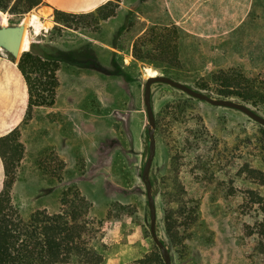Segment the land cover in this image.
I'll list each match as a JSON object with an SVG mask.
<instances>
[{"label":"rangeland","instance_id":"374dc122","mask_svg":"<svg viewBox=\"0 0 264 264\" xmlns=\"http://www.w3.org/2000/svg\"><path fill=\"white\" fill-rule=\"evenodd\" d=\"M125 4L138 14L81 30L38 7L25 15L0 10V28L25 27L22 52L34 43L60 65L56 104L34 108L29 118L24 110L26 152L12 204L28 220L36 211L59 213L63 194L73 199L78 191L91 204L90 241L105 264H165L142 180L150 141L146 80L150 72L163 75L214 99H224L209 89L219 73L264 84V0ZM173 20L179 25L166 41L168 56L150 43L147 62L130 57L141 29L162 33ZM22 52L16 59L0 48L18 65ZM152 104L157 152L149 178L157 232L173 264H264V126L164 84L152 87ZM246 105L264 117V104ZM179 204L183 214L175 213Z\"/></svg>","mask_w":264,"mask_h":264},{"label":"trees","instance_id":"16d2710c","mask_svg":"<svg viewBox=\"0 0 264 264\" xmlns=\"http://www.w3.org/2000/svg\"><path fill=\"white\" fill-rule=\"evenodd\" d=\"M41 4L42 0H0V10L11 15H25ZM117 10L115 0L90 14L76 15L56 10L55 22L75 30L93 29L115 17ZM160 30L162 33L158 28L149 29L135 42L133 56L136 60L147 62L150 59V43H156L157 50L168 56L166 41L171 36L169 33H177V30ZM174 56L173 59L178 61L177 55ZM55 58L37 49L33 43L31 50L20 59L18 67L28 87L27 118L34 108H50L56 104L60 65ZM212 83L210 93L221 98H235L255 107L264 104V84L258 80L248 79L239 73H219L212 77ZM25 152L19 129L0 138L3 173L0 186V264H105L104 254L90 241L92 229L88 221L91 204L78 191L73 199L63 194L61 210L57 214L42 210L33 213L28 220L20 216L12 204V191ZM175 213L183 214L181 204L176 206ZM261 233L264 235V228ZM258 252L264 256L263 238ZM140 263H145V260Z\"/></svg>","mask_w":264,"mask_h":264},{"label":"crops","instance_id":"0c3cea01","mask_svg":"<svg viewBox=\"0 0 264 264\" xmlns=\"http://www.w3.org/2000/svg\"><path fill=\"white\" fill-rule=\"evenodd\" d=\"M111 1L114 0H42V5L38 6V8L42 11L50 10L55 12L57 10L69 14L83 15L93 13ZM125 2L126 0H124V4H120L116 16L108 21H104L102 27L116 22L123 12L131 16H133L134 13L138 14L136 9L134 10L133 7H129ZM137 20L142 21V18L138 17ZM178 25L179 23L173 20L164 27L170 29L174 27L178 29ZM146 31L147 27H144L135 35V39H133L130 47L131 58H134L133 47L135 42L145 35ZM31 46L29 51L31 50ZM28 98V87L19 70L18 63L11 62L5 56L0 55V138L6 136L15 129H19L23 122L24 110L28 109ZM2 178L3 173L0 162V186Z\"/></svg>","mask_w":264,"mask_h":264},{"label":"water","instance_id":"95a60500","mask_svg":"<svg viewBox=\"0 0 264 264\" xmlns=\"http://www.w3.org/2000/svg\"><path fill=\"white\" fill-rule=\"evenodd\" d=\"M25 27L23 25H19L16 27H2L0 28V48L4 49L8 54H10L13 58H19L21 54V46L24 38ZM23 51L22 53L28 52ZM155 84H164L168 85L174 89L182 91L186 93L188 96L197 99L199 101L207 102L216 107H225L233 110L240 111L241 113L248 116L250 119L255 121L256 123L264 126V117L260 114L256 113L249 106L231 100V99H214L203 92L197 91L192 87L173 80L169 77L163 75H155L147 78L145 84V92H144V104L146 107V113L148 118V136H149V155L147 161L144 165L142 180L146 185V193L148 200V207L150 211V231L152 238L157 245L162 259L165 264H173L172 256L170 254L169 249L165 245V243L160 239L157 232V206H156V198L153 194L152 185L150 182V171L156 157L157 152V142L155 137L156 131V117L152 104V87Z\"/></svg>","mask_w":264,"mask_h":264},{"label":"bare ground","instance_id":"6f19581e","mask_svg":"<svg viewBox=\"0 0 264 264\" xmlns=\"http://www.w3.org/2000/svg\"><path fill=\"white\" fill-rule=\"evenodd\" d=\"M149 75H150V77H151V76H153V73H152V72H150V73H149Z\"/></svg>","mask_w":264,"mask_h":264}]
</instances>
